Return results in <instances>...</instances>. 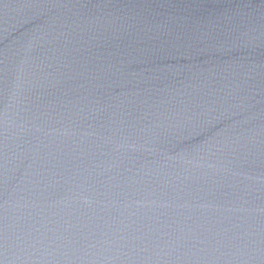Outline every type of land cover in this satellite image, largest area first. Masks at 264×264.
I'll list each match as a JSON object with an SVG mask.
<instances>
[{
  "label": "water",
  "instance_id": "1",
  "mask_svg": "<svg viewBox=\"0 0 264 264\" xmlns=\"http://www.w3.org/2000/svg\"><path fill=\"white\" fill-rule=\"evenodd\" d=\"M0 264H264V0H0Z\"/></svg>",
  "mask_w": 264,
  "mask_h": 264
}]
</instances>
